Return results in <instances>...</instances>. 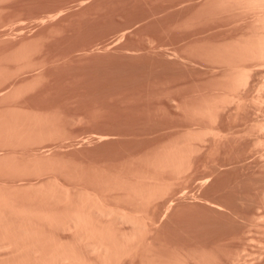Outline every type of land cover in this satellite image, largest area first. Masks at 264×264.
<instances>
[{
	"label": "rangeland",
	"instance_id": "1",
	"mask_svg": "<svg viewBox=\"0 0 264 264\" xmlns=\"http://www.w3.org/2000/svg\"><path fill=\"white\" fill-rule=\"evenodd\" d=\"M263 40L264 0H0V264H264Z\"/></svg>",
	"mask_w": 264,
	"mask_h": 264
},
{
	"label": "bare ground",
	"instance_id": "2",
	"mask_svg": "<svg viewBox=\"0 0 264 264\" xmlns=\"http://www.w3.org/2000/svg\"><path fill=\"white\" fill-rule=\"evenodd\" d=\"M54 14V13H53ZM56 15V14H55ZM50 16H52V15H50ZM53 17H54V15H53ZM41 19V18H40ZM263 42H264V40H263ZM263 42H260L261 43V50H260V52L262 53V55L264 54V47H262V43ZM264 46V45H263ZM257 48V47H256ZM252 49V48H251ZM260 49V48H259ZM257 51H258V49H257ZM259 52V51H258ZM251 53V52H250ZM253 54V53H252ZM258 55V54H257ZM242 69V68H241ZM244 71H245V69H244ZM249 71V70H248ZM246 73V72H245ZM239 74V73H238ZM249 74V73H248ZM239 75H241V73L239 74ZM243 75H244V73H243ZM239 77V76H238ZM234 79H235V77H234ZM238 79V78H237ZM241 79V78H240ZM245 79V78H244ZM236 80V79H235ZM237 81H239V80H237ZM243 81V80H242ZM240 82V81H239ZM238 83V82H237ZM243 83V82H242ZM247 83V82H246ZM245 84V83H244ZM235 86V85H234ZM233 89H234V87H233ZM235 94V93H234ZM232 96V95H231ZM263 96V95H262ZM261 96V97H262ZM236 97V96H235ZM240 98V97H239ZM233 99V98H232ZM236 99V98H235ZM242 99V98H241ZM258 99V98H257ZM264 99V98H263ZM234 102V101H233ZM261 102V101H260ZM238 103V102H237ZM262 103H264V102H262ZM261 103V104H262ZM260 105V104H259ZM240 106V105H239ZM258 124V123H257ZM259 126V125H258ZM263 126V125H262ZM261 126V127H262ZM264 127V126H263ZM172 202V201H171ZM128 216H129V214H128ZM77 217V216H76ZM133 218V217H132ZM135 221H137L136 219H135ZM137 227H138V225H136ZM106 244V243H105ZM108 244V243H107ZM96 245V244H95ZM110 245V244H109ZM125 246V245H124ZM104 247H106V246H104ZM126 247V246H125ZM129 247V246H128ZM120 248V247H119ZM95 249V248H94ZM107 249V248H106ZM123 249V248H122ZM126 249V248H125Z\"/></svg>",
	"mask_w": 264,
	"mask_h": 264
}]
</instances>
